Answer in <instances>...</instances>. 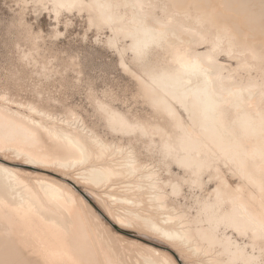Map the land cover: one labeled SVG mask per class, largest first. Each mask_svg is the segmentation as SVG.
<instances>
[{
    "label": "bare ground",
    "instance_id": "obj_1",
    "mask_svg": "<svg viewBox=\"0 0 264 264\" xmlns=\"http://www.w3.org/2000/svg\"><path fill=\"white\" fill-rule=\"evenodd\" d=\"M32 1L37 5L44 3V6L45 1L50 3L57 18L73 11L94 15L88 21L92 25L96 20L99 25L108 26L114 35L108 39L112 43L115 39L113 46L119 36L124 41L130 40L131 51L128 48L126 51L133 52L132 58L144 63L148 81L140 78L143 79L140 85L159 122L135 123L102 106L107 112L108 124L122 135L139 134L138 139H148L144 144L151 155L156 153L164 165L175 164L186 171L188 177L183 178L182 183L200 191L205 190L209 182L216 183L212 190L195 197L193 218H187L189 215L184 211L163 212V217L157 221L141 216L139 210L131 206L140 207L146 203L148 211L152 208L166 211L169 195L159 185L157 172L140 178L148 182L147 186L141 181L143 184L134 187L135 195L121 199L130 205V208L123 207L129 216L117 214L116 219L125 224H133L134 219L142 220L145 226L141 227H147L151 234L179 251L161 244L162 241H152L160 248L143 246L145 251L139 252L143 261L138 260L137 264H184L183 258L200 253L210 257L209 264H264V39L252 37L249 40L248 33L245 32L244 37L239 35L231 24L220 29L216 26L215 30L211 24L215 21L210 19L214 16L210 15L213 10L210 9L208 15L196 12L193 9L196 5H191L196 4L195 0L174 3L172 0ZM213 12L215 14V9ZM197 46L206 47L199 50ZM220 53L237 54L243 58L242 64L228 67L219 61ZM160 58L164 62L157 67L154 63ZM244 71L247 77H243ZM6 96L0 97L4 103L9 102ZM29 110L40 117L51 118L50 113L37 106L31 105ZM78 128L68 131L51 128L33 115L0 105V150L12 149L25 156L30 162L25 166L29 168L57 165L72 169L71 166H83L93 157L96 161L105 158L107 161V157L119 149L102 142L94 132L86 134L83 130L84 135L80 131L82 128ZM154 135L159 137V142L154 140ZM4 158L0 157V264H30L29 257L33 264H121V254L114 252L117 239L111 238L104 229L101 231L107 238H103L102 225L98 222L100 215L95 210L94 217L89 214L91 211L86 213L78 205L74 193L67 191L70 188L62 189L64 185L60 184L61 188L48 177L40 176L37 187L32 186L34 182L29 184L26 175L33 173L9 166ZM118 159L105 162L103 167L100 165L103 180H111L113 176L136 178L142 166L137 158L133 155L123 157L122 161ZM42 170L48 171L43 167ZM84 176L80 178L86 180V184L93 179ZM171 186V190L167 188L172 191L170 196L183 194V185ZM234 233L248 241L240 243ZM119 237L128 240L122 235Z\"/></svg>",
    "mask_w": 264,
    "mask_h": 264
},
{
    "label": "rangeland",
    "instance_id": "obj_2",
    "mask_svg": "<svg viewBox=\"0 0 264 264\" xmlns=\"http://www.w3.org/2000/svg\"><path fill=\"white\" fill-rule=\"evenodd\" d=\"M172 1V3H174V1L177 0ZM46 2L47 1H45L44 6V3L37 5L34 4L32 0H0V97L5 95H7V99L9 97V102L5 103L3 99L0 98V105L4 104L8 108L18 110L28 116L33 115L38 121L43 122L47 126L49 125L51 128L57 127L58 129L68 131V129L71 130L72 127L74 129L81 126L82 129L80 127L78 128L79 130L81 129V132L84 130L87 134L89 131H92L99 136L102 142H105L107 145H115L119 147V149L110 156L111 158L107 157V161L106 158L96 161L93 157L91 161L86 163L87 165H74L71 166L72 169H70V167L65 168L57 165H50L47 167H45V165H38V168H29L25 166V163H30L27 158L23 155H19L12 149L0 150V157H5L4 159H6L8 165L19 171L25 173L32 172L34 175H26V179L28 183H36L35 185L31 183L34 187H37L39 183V181H37L38 178L40 176H45L48 177L49 180L51 179L50 181L56 183V185L58 184L59 187L64 185L65 187L61 186V188L63 187L62 189L66 190L70 188L67 191L72 194L74 193L75 198H78L76 199L78 205L84 208L86 213L91 211L89 214L93 216V211L95 210L94 212L100 215L98 222H100L103 227L100 228V231L105 230V233H109L108 235L110 237L112 236L111 238H114V240L117 239L115 241L117 246L114 252H117L118 255L121 254V264H124V260L125 264H137L138 260L141 262L143 261V257L140 256V253L145 251L143 246L153 245L154 247L156 246V248H160L154 245L152 241H162L151 234L149 229L144 227L145 225L140 219H134L133 224L120 223L116 219L117 214L129 216L123 207L130 208V205H127L125 201L121 199L127 195H135L136 191L134 190H136V188L134 187H136L137 184L144 183L143 186H147L148 182H144L145 179L140 180V178L142 179L150 172H157L158 176L156 178L159 185L169 195V208L166 211L156 210L154 208H152L154 211L152 209L148 211L146 203L141 204L140 207L139 205L136 207L131 206L132 209L139 210L138 213L141 216L153 217L157 219V221L161 220L163 212L176 214L175 212L179 213L180 211H184L187 216L189 215L187 218H193L196 215V209H194L195 197L202 193L205 194L206 191L210 189L212 190L216 183L214 181L209 182L203 191H200L197 187L182 183L183 178L188 177L186 171L183 168L180 170V167L175 164H172L170 167L164 165L161 163L160 156L156 153L151 155L152 152L150 150L148 151L144 144L148 139H138L137 137L140 136L139 134H129L130 136L126 134L122 135L120 134L121 132L111 128V125L108 124L107 112L104 111L103 108L108 111L110 109V111H116L135 123L141 122L147 124L159 122V118L155 117L154 109L148 101L149 98L145 95L144 88L140 85L143 80L140 78H145L143 81H148L142 65L144 63H139L137 60L133 59V52L126 51L127 48L129 49L130 40L128 41V39H125L124 41V38L119 36L117 37L119 41L116 40V44L113 46L115 39L113 43L108 41L109 38H114L109 27H105L102 24L99 25L96 20H93V24L95 23V25H92V23L88 21L91 20L90 16L94 18V15L88 14L87 12L80 14L77 11H73L72 14L64 12V14H61L62 16L57 18L54 12L51 11L52 6L50 3L48 4ZM193 2L196 4L191 5L196 6L190 7H194L193 9H195L196 12L208 15L215 9L216 15L213 11L210 14L212 15L213 13L214 15L210 16V19L215 21L211 23L214 25L215 30L216 26L217 29H220L219 27L224 25L229 26L231 24L230 27L238 32L239 35L243 34L244 37L245 32L246 34L248 33L249 37L247 38L249 39L251 37L249 40H252V37L256 39L262 38L261 40L264 39V0H195ZM198 5L202 8L206 7L207 10L206 8L201 10ZM196 8L200 10L197 11ZM160 12L159 10L157 13L160 14ZM261 16L263 17L260 18ZM217 22L222 23V25ZM97 25L100 27L97 28ZM239 40H241V38ZM107 43H111L112 45L110 46V44ZM126 44H128L127 47L125 46ZM116 45H118V47ZM204 47L197 46L199 50H203ZM225 54L220 53L219 57L221 58L218 57V59L220 62L227 64L226 66L229 67L232 65L236 67L242 64L243 58L239 55L235 54L229 56ZM122 58H124V60ZM162 60L164 59L160 58L154 65L159 67V65L164 62ZM125 61L127 62L126 64H124ZM121 64L124 65L122 66ZM127 66L129 70H126ZM244 72H242L244 75L242 76L247 77V72ZM31 105L37 106L39 109L50 113L51 118L48 119L31 113L29 110ZM79 120H82L81 123ZM84 131L82 133L86 135ZM116 132L119 134H116ZM154 140L159 142V137L154 135ZM130 146L132 148H130ZM129 155H134L142 165L140 168L141 170H139L140 173H142L141 176L138 171L136 178L123 179L113 176L111 180L104 181L101 166H105V162H109V160L114 158H119L118 160L122 161L123 157H131ZM42 167L48 169V171L46 172L44 170V172ZM84 172H86V174H84ZM83 175L88 179H93H87L89 182L86 184V180L84 182V180L80 178V176L82 177ZM205 179L208 180V177L205 176ZM101 180H103L104 183L100 182ZM141 181H143V183ZM175 183H179L181 186L183 185L182 191L184 192L179 196L172 194L173 197L172 195L170 196L172 191L169 190L172 189L170 185ZM168 187L169 190H167ZM129 189L133 190V192H129ZM197 190L198 192H196ZM109 195H112L114 198L108 197ZM80 198L84 200L82 201ZM133 198L136 197L133 196ZM142 225L144 226L141 227ZM102 231L100 234H103V238H107V234L105 235ZM228 233L232 234V231ZM120 235L125 238L127 237L128 240H122L119 237ZM234 237L237 238L240 243H245L243 240L246 242L248 241V238L241 239L236 233H234ZM129 241L136 243L133 244L131 242L130 244L128 243ZM104 242L106 243V241ZM162 242L161 244H165L172 249L174 248V251H179L171 243H167L166 241ZM190 253L192 252L190 251ZM190 253L188 252V254ZM180 255L182 256V253H180ZM196 256L191 255L192 258H183L184 264L211 263L210 257L204 255V253H200ZM28 261L30 264H33L31 257L28 258Z\"/></svg>",
    "mask_w": 264,
    "mask_h": 264
}]
</instances>
